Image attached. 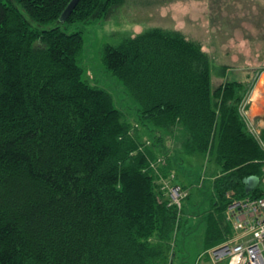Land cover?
<instances>
[{
    "label": "trees",
    "instance_id": "obj_1",
    "mask_svg": "<svg viewBox=\"0 0 264 264\" xmlns=\"http://www.w3.org/2000/svg\"><path fill=\"white\" fill-rule=\"evenodd\" d=\"M70 1L0 0V264H169L192 230L186 198L168 204V188L186 190L169 176L197 163L216 173L197 222L205 249L219 244L231 233L225 194L264 195V147L241 112L247 82L213 86L199 43L149 28L100 49L131 102L117 107L82 79L81 32L60 25L125 0H79L63 19Z\"/></svg>",
    "mask_w": 264,
    "mask_h": 264
},
{
    "label": "rangeland",
    "instance_id": "obj_2",
    "mask_svg": "<svg viewBox=\"0 0 264 264\" xmlns=\"http://www.w3.org/2000/svg\"><path fill=\"white\" fill-rule=\"evenodd\" d=\"M225 2L227 3L224 6L222 0H125L120 6L110 8L108 14L100 20H94L89 24L74 23L67 26H60L67 32H81L83 49L77 63L82 68V79L90 83H96L98 86L108 90L113 97L115 106L128 108L131 102L123 92L119 81L104 70L100 59V49L102 46L104 44L114 46L124 37L139 34L149 28L174 30L184 36L188 33L204 42H207V33L202 36V33L205 32L203 23L208 27L210 26L208 33L212 41L211 33L215 30V33H219L218 37L221 40L228 41L229 36L236 34L235 39L239 42L241 39L246 41L247 38L245 37H247L252 26L256 25L255 22H257L260 28H264V5H259V0H226ZM217 10L218 13L216 16L215 13ZM204 18L206 19L205 22ZM213 23H215L214 26L217 28H211ZM251 23L252 25L246 27ZM199 27L203 28L199 29ZM229 27L232 28L231 34L227 33V31H230ZM259 33L261 38L263 31ZM186 38L191 40L188 37ZM241 42L242 45L249 47L248 58L251 63L254 58L264 57V38H256L253 46L251 43ZM255 67L251 66L250 68L254 69ZM220 68L211 62V73L215 76L212 82L214 86L217 85V82L221 81L219 79H225L222 75L223 71ZM262 71L264 70L257 68L251 71L246 78L242 79L248 81L246 88L249 89L244 100L245 104L249 102L247 105L248 108L242 109V114L245 119H255L256 122L248 120V123L251 128H257V131L258 125L263 124L262 114H264V95L259 94L260 90L264 94V82L262 83L264 73ZM238 74L240 75V72ZM225 77L235 80L240 78V76H233V73ZM143 139L144 137H142V141ZM159 157L162 156L160 155ZM204 163L205 161H203V165ZM206 168H200L197 163L196 168L194 167L192 168V172H188L190 175H176L175 172H171V178L177 182H181L188 189L189 194L184 200L183 209L187 208V206L192 208V210H188L187 214L191 222L192 230L182 239L183 245L182 243L179 244L178 248L176 245L174 246L173 253H170L169 264H182V262H184L183 264H194L195 262L208 264L203 258L199 260L203 256L205 249L203 240L204 223L202 221L199 225L197 222V219H205L206 216L202 214L203 210L207 211L206 206L208 205L206 192L203 191L204 187L209 185L216 174L212 173V163L209 162ZM196 174L199 176L204 175V177H200V180L196 181ZM204 178L206 180L202 184ZM195 208L197 212H201L200 216L194 213ZM193 228L195 229L193 230ZM182 255L184 258L180 259Z\"/></svg>",
    "mask_w": 264,
    "mask_h": 264
},
{
    "label": "built area",
    "instance_id": "obj_3",
    "mask_svg": "<svg viewBox=\"0 0 264 264\" xmlns=\"http://www.w3.org/2000/svg\"><path fill=\"white\" fill-rule=\"evenodd\" d=\"M250 130L256 132L254 128ZM168 192L170 203L179 207L186 193L179 186ZM226 197L229 204L224 215L231 233L203 254L210 264H264V196L235 199L228 193Z\"/></svg>",
    "mask_w": 264,
    "mask_h": 264
},
{
    "label": "crops",
    "instance_id": "obj_4",
    "mask_svg": "<svg viewBox=\"0 0 264 264\" xmlns=\"http://www.w3.org/2000/svg\"><path fill=\"white\" fill-rule=\"evenodd\" d=\"M226 0H222V4H225L227 2H225ZM259 5H264V0H259ZM221 10V9H220ZM218 10L216 11L215 15L217 16ZM206 21V19L204 18V22ZM261 22V21H260ZM256 25L252 29L250 30V32H248L247 34V38L246 41L244 39H241V41L245 42V43H251L252 46L254 45V40L257 39H262L264 38V28H260V26L257 25V22H255ZM204 30L205 32L202 33V36L206 35V39L207 42H204L200 39H197L195 37H193L190 34H185L186 37L190 38L193 41L199 42V44L202 47V50L205 51L209 57H210V61L213 62L217 67H225V71H223L222 75L224 76L225 79H219L221 80L220 82H217L218 86L220 84L223 83V81L230 80V81H237V82H248L246 79L242 80L243 78H246L248 76V74L259 68L260 70H264V57H260V58H254L252 60V63L249 61L248 58V53H249V47H247V45H242L241 41H237L235 39L236 34H233L234 36H229L228 41H223V39L221 40L220 37H218L219 33H215L216 30L214 32H212L211 36L213 38V41L211 40V37L208 33V27L206 24L203 23ZM213 25V26H212ZM211 25V28L213 29L215 26V23H213ZM252 25L249 24L246 27ZM203 28V27H199ZM217 28V27H215ZM230 31H227L228 34L232 33V28L229 27ZM260 31H263V34L260 38ZM215 38V39H214ZM219 39V40H218ZM216 40V41H215ZM209 42V43H208ZM220 57H218V56ZM263 58V59H262ZM251 66H256L254 69L250 68ZM240 72V75L238 74ZM233 73V76H240L239 79L235 80V79H228L225 76H227L228 74ZM262 73H264V71H262ZM212 82L215 78V76L212 74ZM214 86V85H213Z\"/></svg>",
    "mask_w": 264,
    "mask_h": 264
},
{
    "label": "water",
    "instance_id": "obj_5",
    "mask_svg": "<svg viewBox=\"0 0 264 264\" xmlns=\"http://www.w3.org/2000/svg\"><path fill=\"white\" fill-rule=\"evenodd\" d=\"M78 1L79 0H71L69 4L67 5V7L62 12L61 18L65 19L66 17H68ZM263 100H264V96H263ZM263 113H264V107H263ZM262 120L264 122V114H262ZM258 181H259L258 178L255 176H250V177L245 178L243 180V183L245 185V191L246 192L252 191L255 188V186L258 184Z\"/></svg>",
    "mask_w": 264,
    "mask_h": 264
},
{
    "label": "bare ground",
    "instance_id": "obj_6",
    "mask_svg": "<svg viewBox=\"0 0 264 264\" xmlns=\"http://www.w3.org/2000/svg\"><path fill=\"white\" fill-rule=\"evenodd\" d=\"M263 82H264V80L262 81V83H263ZM259 94H260V95H262V92H261V90H260ZM262 105H263V103H262Z\"/></svg>",
    "mask_w": 264,
    "mask_h": 264
},
{
    "label": "flooded vegetation",
    "instance_id": "obj_7",
    "mask_svg": "<svg viewBox=\"0 0 264 264\" xmlns=\"http://www.w3.org/2000/svg\"><path fill=\"white\" fill-rule=\"evenodd\" d=\"M260 127H264V124H262V125H259Z\"/></svg>",
    "mask_w": 264,
    "mask_h": 264
}]
</instances>
